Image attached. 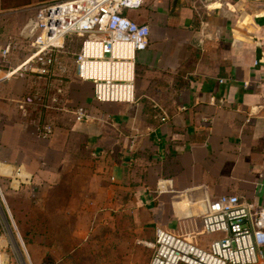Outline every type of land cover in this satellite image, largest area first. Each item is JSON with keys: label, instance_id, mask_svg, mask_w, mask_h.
<instances>
[{"label": "crops", "instance_id": "1", "mask_svg": "<svg viewBox=\"0 0 264 264\" xmlns=\"http://www.w3.org/2000/svg\"><path fill=\"white\" fill-rule=\"evenodd\" d=\"M128 15L151 28L137 54L134 102L97 101L93 83L74 71L62 82L0 76L8 77L0 82V186L16 191L8 207L30 243L43 246L41 258L53 245L38 235L54 232L46 221L53 215L38 229L42 215L30 207L46 210L63 195H83L82 208L98 205L78 211L104 218L78 224V234L108 264H150L156 226L198 228L200 221H178L200 218L202 203L217 196L264 206V0H145ZM51 84L60 85L62 109L20 107L17 99ZM80 107L90 119H76ZM39 119L53 122L52 135H37ZM27 257L33 262L29 250Z\"/></svg>", "mask_w": 264, "mask_h": 264}, {"label": "built area", "instance_id": "2", "mask_svg": "<svg viewBox=\"0 0 264 264\" xmlns=\"http://www.w3.org/2000/svg\"><path fill=\"white\" fill-rule=\"evenodd\" d=\"M143 4L144 0H53L44 3L38 13L40 33L32 44L36 50L10 71L30 72L62 82L69 67L61 54L68 42L79 38L80 45L73 58L74 72L78 79L93 83L94 99L134 102L137 54L148 47L151 28L131 19L126 11L140 9ZM40 37L45 38L46 45L43 46L45 42L37 43ZM60 39L62 43L58 44L56 41ZM7 52L5 50L4 55ZM52 85L48 91H36L17 102L25 112L27 105L62 109L58 106L60 85ZM73 114L78 121L91 117L86 107L78 108ZM166 119V115L161 118L162 121ZM35 129L39 137L47 138L53 134L54 124L51 120L39 119ZM1 202L5 206L2 204V209L10 212L0 186V205ZM206 205L207 212L200 217V229L190 234L156 226L150 264H264V206L236 194L217 196ZM206 235L214 238L203 240ZM3 248L0 247V264H11L6 247Z\"/></svg>", "mask_w": 264, "mask_h": 264}, {"label": "rangeland", "instance_id": "3", "mask_svg": "<svg viewBox=\"0 0 264 264\" xmlns=\"http://www.w3.org/2000/svg\"><path fill=\"white\" fill-rule=\"evenodd\" d=\"M25 1L28 0H0V76H2L3 72H9L11 70V64H13L14 61H18V58H22L25 52L29 56L36 50L35 46L32 44L40 33L38 21L40 6L53 0H31L29 4H22ZM128 11L129 10L126 11L127 15ZM80 40L79 38H75L72 43L68 42L65 52L61 54L66 65L69 67V71H72V73L74 71V53L80 45ZM5 50L8 51L6 55H4ZM28 73L29 75L31 74V76L34 74ZM6 79H0V82H4ZM0 174L7 175V173L1 171ZM5 183L6 185H2V191L7 200L6 202L10 203V200H12L11 198H13V192L16 191L9 188L7 182ZM80 199L83 200V195L81 194L70 196V198L63 195L62 199L48 203L46 210H38L39 207L37 203L34 208L30 207V209L32 208L36 211L37 215H42L40 218H37L38 229H45V224L42 225L40 223L45 222L44 215L47 211L49 215H53L46 221L51 223L54 232L47 235H38L39 241L47 240L53 245L51 249L47 250L46 256L42 258L40 257V251H42L40 247L43 249V246L30 243L32 240L31 235L26 232L27 230L25 231L27 228L24 220L19 219L16 216L17 213L15 214L14 211L11 213V211L8 212L6 209H2V204L4 206V203L1 202L0 247H6V252L11 257V264H33V262L34 264H41L44 261L50 262L51 264L110 263L105 259L107 255L102 252L96 253L94 247L90 248L91 246H88V238L87 240H83L78 234V224L98 223L104 219H100L99 216L93 217L92 219L76 217L79 210L98 208V205L94 204L92 201L86 202L84 208H82L84 204H82ZM34 203L35 202H33V204ZM21 204L25 209L30 206V203L28 205L27 202ZM99 208L105 209V207ZM105 210H99V213ZM56 215H58V217ZM188 220L190 222L194 220V223L195 221H200L201 223L200 218L197 217L195 219H193V217L181 218L178 223L184 221L188 222ZM27 221L29 222V220ZM199 229L200 225L198 224V228L195 226L193 229L184 231V233L181 232L180 234H190L191 231H197ZM20 235H22L24 245L22 244ZM33 237H35V235ZM213 238L214 236L210 235L202 237L203 240H211ZM28 250L33 257V262L27 257ZM44 251L43 249L42 252ZM122 264L130 263L126 260L125 263Z\"/></svg>", "mask_w": 264, "mask_h": 264}, {"label": "bare ground", "instance_id": "4", "mask_svg": "<svg viewBox=\"0 0 264 264\" xmlns=\"http://www.w3.org/2000/svg\"><path fill=\"white\" fill-rule=\"evenodd\" d=\"M40 39H41V40H38L37 43L45 42V44H43V46L47 44V41L45 40L44 37H40ZM56 42H57L58 44H61V43H62V40L60 39L59 41H56Z\"/></svg>", "mask_w": 264, "mask_h": 264}, {"label": "water", "instance_id": "5", "mask_svg": "<svg viewBox=\"0 0 264 264\" xmlns=\"http://www.w3.org/2000/svg\"><path fill=\"white\" fill-rule=\"evenodd\" d=\"M203 206V213L207 212V205L206 203H202Z\"/></svg>", "mask_w": 264, "mask_h": 264}, {"label": "trees", "instance_id": "6", "mask_svg": "<svg viewBox=\"0 0 264 264\" xmlns=\"http://www.w3.org/2000/svg\"><path fill=\"white\" fill-rule=\"evenodd\" d=\"M31 0L25 1L22 4H29ZM48 257V256H47Z\"/></svg>", "mask_w": 264, "mask_h": 264}]
</instances>
